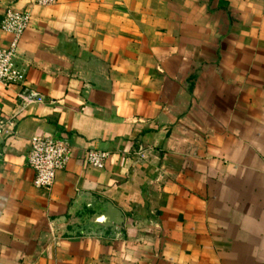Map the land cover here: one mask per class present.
<instances>
[{"label":"crops","instance_id":"0c3cea01","mask_svg":"<svg viewBox=\"0 0 264 264\" xmlns=\"http://www.w3.org/2000/svg\"><path fill=\"white\" fill-rule=\"evenodd\" d=\"M7 7L30 20L0 88V264H264V0ZM44 135L70 147L50 190L26 162ZM78 194L120 231L77 236Z\"/></svg>","mask_w":264,"mask_h":264},{"label":"built area","instance_id":"2783aa9c","mask_svg":"<svg viewBox=\"0 0 264 264\" xmlns=\"http://www.w3.org/2000/svg\"><path fill=\"white\" fill-rule=\"evenodd\" d=\"M57 0H33L41 7L54 5ZM29 12H20L7 7L3 13L0 30L8 37L6 47L0 48V88H7L20 83L22 74L16 69L14 59L19 41L29 25ZM12 121L0 118V137L9 134ZM70 154L67 143L50 136H34L29 141L27 166L34 175L33 185L36 189L50 190L56 174L66 167ZM111 154L102 150H90L84 156V163L92 169H102Z\"/></svg>","mask_w":264,"mask_h":264},{"label":"water","instance_id":"95a60500","mask_svg":"<svg viewBox=\"0 0 264 264\" xmlns=\"http://www.w3.org/2000/svg\"><path fill=\"white\" fill-rule=\"evenodd\" d=\"M79 214L77 224L84 229L76 235H103L107 231H120L123 214L104 198H96L90 194H78L69 209L66 218Z\"/></svg>","mask_w":264,"mask_h":264}]
</instances>
